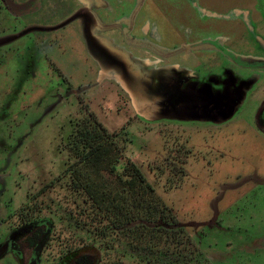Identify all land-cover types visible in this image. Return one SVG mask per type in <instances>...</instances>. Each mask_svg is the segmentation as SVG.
I'll return each mask as SVG.
<instances>
[{
  "label": "rangeland",
  "instance_id": "rangeland-1",
  "mask_svg": "<svg viewBox=\"0 0 264 264\" xmlns=\"http://www.w3.org/2000/svg\"><path fill=\"white\" fill-rule=\"evenodd\" d=\"M71 3L78 5L76 0H40L37 9L28 6L17 16L13 2L0 0V37L10 39L31 27L0 48V243L11 240L0 264H60L68 251L90 243L87 230L92 218L100 217L83 188L88 187L85 181L121 189L125 183L119 174L128 158L187 225L186 236L181 233L178 241L185 244L190 238L188 246L201 250L209 264H264V110L257 117L258 131L257 103L241 99L240 82H226L230 67L221 63L212 69L196 52H179L186 37L209 34L210 28L199 25V15L214 9V37L243 33L252 25L260 41L253 40L251 30L252 42L239 47L264 56V0H104L108 9L99 10L103 21L131 24L130 35L138 43L148 41L149 33L156 43L159 34L171 41L165 51L178 52H171L169 62L155 50L152 58L146 51L131 52L117 36L109 44L117 48V60L110 49L101 59L92 58L78 38L84 34L81 18L67 29L50 30L73 15ZM141 5L134 20L130 13ZM165 22L174 31L158 34L157 25ZM71 30L77 39L68 46ZM244 38L240 43H246ZM106 59L110 66L104 74ZM176 65L194 71L192 82L170 83L179 72ZM234 67L240 78L256 76L257 71ZM72 120L128 133L115 138L111 155L101 163L86 165L69 142ZM45 217L54 221L53 228L35 256L16 238L33 228L26 222ZM70 218L82 227L70 226ZM162 236L155 240L161 248L171 240V235ZM21 247L25 260L18 256ZM92 254L99 259L96 251ZM108 255L100 264H145L122 260L115 252Z\"/></svg>",
  "mask_w": 264,
  "mask_h": 264
},
{
  "label": "trees",
  "instance_id": "trees-1",
  "mask_svg": "<svg viewBox=\"0 0 264 264\" xmlns=\"http://www.w3.org/2000/svg\"><path fill=\"white\" fill-rule=\"evenodd\" d=\"M72 122L69 142L74 145L79 160L85 164L91 163L92 166L111 155L110 149L121 132L125 135L128 133L122 130L111 132L96 121ZM119 180L125 183L121 189L94 183L90 179L85 181L88 187L83 188L89 193L92 208L100 218L94 217L91 220V228L87 230L90 243L68 251L61 258L60 264H100L104 253L110 257L114 252L121 255L119 258L122 260L139 259V262L145 264H209L201 250L188 246L193 244L190 238L185 244L183 240L178 241L177 237L181 233L186 236L187 225L176 218L172 207L156 196V188L133 160L128 158L124 172L119 174ZM69 221L70 226H81L76 219ZM53 222L49 217L29 220L26 223L33 228L17 237L16 242L27 243L32 252L37 253L35 256H40L42 248L49 240ZM116 234L128 237V240L122 239L123 237L121 240ZM157 235H171V240H166L165 246L161 248L155 241ZM146 236L148 238L144 243ZM182 243L184 248H180ZM94 251L99 256L98 260L92 254ZM20 252L19 258L24 256V252Z\"/></svg>",
  "mask_w": 264,
  "mask_h": 264
},
{
  "label": "crops",
  "instance_id": "crops-1",
  "mask_svg": "<svg viewBox=\"0 0 264 264\" xmlns=\"http://www.w3.org/2000/svg\"><path fill=\"white\" fill-rule=\"evenodd\" d=\"M71 10H73L72 8H70ZM216 10V9H215ZM189 12V10H188ZM208 13L205 12V14L203 15H199V25H202L203 28H210L211 30H209V34L205 31H200V33L198 32V35H190L188 37H186L184 39V43L182 45V49H180V53H185L184 55L190 54L191 52L197 54L196 58L198 57L206 66H209L210 68L214 69V64L215 65H221V63L226 64V66H229L230 68H227V72L226 74H229L231 77L228 78L229 75H227L226 78V82L227 83H238L240 85L243 86V96H241V99L243 98L244 100H246L247 98L250 99L251 101H255L257 103V109H256V114L254 115V119H256L255 121V125L256 128H258V115L260 113L261 108L264 107V67H260L258 65L252 64L251 62L253 60L255 61H263L264 60V56H257L255 54H252L251 52H245L244 50L240 49V44H242V46L244 44H248L249 42H252V38L250 37V31H255V29H251L252 25H250V28H247L243 33H238V34H234V35H227L225 32H223L222 34H218L217 36L214 37V26H216V24H214V9L213 10H209L207 11ZM193 13V12H191ZM208 14V15H207ZM205 15V16H204ZM181 20V19H180ZM237 22L240 21V19L235 20ZM201 26V27H202ZM255 27V25H253ZM196 28V26H195ZM157 29L160 30L158 32L162 33V31H164L165 35H167V32H172V29L174 31L173 25L172 24H168L167 22H165V24H163V26L161 27V25H157ZM190 29L192 30V28L187 29L188 32H190ZM200 26H199V30H200ZM202 30V29H201ZM115 32V30H110L107 31L106 34L109 35V37H112V34ZM245 32L247 33V38L245 39ZM256 32V33H255ZM255 35L252 36L253 40H257L260 41L259 39V35L262 36L261 34H259V32L255 31ZM72 35V30L70 31V33ZM133 34V33H132ZM148 34V32H147ZM150 33L148 34V41L146 42H141L138 43V41L131 37L129 38H124V36H119V44H121V46H124V48H126L127 50L131 51V52H136L138 50L141 51H146L147 55L149 58L154 57L153 55L150 54V52L155 53V52H159L161 56H163V58L169 62L172 59V56L174 53L178 52V50H175V48H171L168 51H165L166 46L170 47L172 45H170L171 41H168L167 43L164 41L163 37L159 34V39L157 41V43L153 40V37H150ZM76 37V34L72 35L70 40L69 38L66 39V43H73ZM108 37V36H107ZM78 38H80L82 40V43H84L88 50L90 51L89 53L87 52V54L89 56H91L93 58V56L95 57V59H99L98 57H96L92 51L91 48L89 46V43L86 42V40L84 39V37L79 36ZM154 38H156V36H154ZM244 38L246 40V43L241 42L240 43V39ZM255 38V39H254ZM106 39V38H105ZM108 39V38H107ZM106 39V40H107ZM264 39V36H263ZM105 40V43L107 44V41ZM111 40V39H110ZM114 40V39H113ZM211 40H214V43H211ZM113 42V41H112ZM154 42V43H153ZM175 42V41H174ZM63 43V42H62ZM104 43V45H105ZM153 44L155 46L152 47L154 48L153 50H155V52L147 45ZM215 43L218 44V48L216 47ZM146 44V45H144ZM85 46V48H86ZM151 46V45H150ZM113 51H111L110 56H112V59H117V51H116V47H112ZM109 49V48H108ZM107 49V51H108ZM120 50H122L121 48H119ZM86 50V49H85ZM197 50V51H194ZM207 51L206 54H202L204 56H199L200 55V51ZM106 51V52H107ZM176 51V52H174ZM174 52V53H171ZM91 53V54H90ZM93 55V56H92ZM237 58H244L242 64L234 62L232 59H234V57ZM181 58V57H180ZM214 59L218 60V61H214ZM224 61V62H223ZM201 62V64H202ZM168 64V63H167ZM181 65H183V63H181ZM176 65L175 67H180L178 69V74L175 75L173 78H170L169 81L171 82H181V77L183 75H188L189 73L194 74V71L188 69L187 67H181ZM170 66V65H168ZM235 66L236 68H248L255 72L256 76L255 77H250L248 79L246 78H240L239 76H237L236 74H234V72L231 70V68ZM234 67V68H235ZM59 68V67H58ZM152 68V67H151ZM153 69V68H152ZM163 70H165L166 73H168V75H170V69L169 67L164 68ZM152 74L154 73L153 70L150 71ZM102 73L105 74L104 71H102ZM238 85V86H240ZM245 85V88H244ZM247 85L249 86V91L250 94L248 95L246 92L247 90ZM255 86V88H253ZM214 103V102H213ZM258 131L259 128H258ZM264 131H261V133H263ZM260 133V132H259ZM264 134V133H263Z\"/></svg>",
  "mask_w": 264,
  "mask_h": 264
},
{
  "label": "flooded vegetation",
  "instance_id": "flooded-vegetation-1",
  "mask_svg": "<svg viewBox=\"0 0 264 264\" xmlns=\"http://www.w3.org/2000/svg\"><path fill=\"white\" fill-rule=\"evenodd\" d=\"M7 1L13 2L15 7H17L15 10V13L17 16L23 14L24 12H27L28 6H32L35 9H37V7L40 3V0H31V2H34V3H30V0H24L23 4L21 3V0H7ZM76 2L78 4L76 6L77 8L75 7V4L71 3V8L73 9V10H71V14H73V15L71 17H68V18L66 16L65 18H67V19L64 18V20H62L59 24H57V26L51 27L50 28L51 31H58V30H61L63 28L67 29V28H69V25L72 22V20H74L76 18H81L83 21V28H84V34L82 35V37H84L86 42L89 43V46L91 48L92 53L96 57H98L99 59H101V56L103 55L102 52L104 51V49H106V51H107V49L109 48L110 51L114 52L113 49H111V47L109 46V44H111V42L115 40L114 36H117V38H118L119 35H121L122 37L124 36V38H129L130 34H132L131 31H132L133 27L131 26V24L126 25V24H124L122 22H118V21L108 22V23L103 21V18H102L101 13H100L101 11H99V10L101 9V10L106 11L108 9V8H106L107 5L104 3V0H76ZM141 8H142V5L137 7L136 11L134 10L133 13L132 12L130 13L131 14L130 17L133 18L134 20L135 19L137 20V17L140 14ZM75 9H77V10L75 11ZM33 28H35V27H33ZM29 29H31V27ZM29 29L26 30L27 33L29 32ZM39 30H41V29H39ZM110 30H115V32L112 34V37L114 40L111 37H109V35L106 34V32L110 31ZM23 32L24 31L20 30L19 32H17V34H14L15 36L10 35V37L14 38L13 40L19 39V37H22L21 35L25 36L27 34V33L23 34ZM68 36L70 39L71 34H68ZM5 38H7V37H5V36L0 37V48H1V46H3L6 43L7 40L11 39V38L10 39H5ZM105 38L106 39L108 38V39L106 40ZM110 39H111V41H110ZM105 40L107 41V44L105 43ZM104 43H105V45H104ZM211 43H214V40H211ZM144 45H146V44H144ZM147 45L153 50V48L149 44H147ZM215 45L217 48L219 47L217 43H215ZM112 47H114V46H112ZM233 57H234V59H232V60L234 62H237L240 64L244 63L243 62L245 60L244 58H241V57L237 58L235 56H233ZM107 60L108 59H106V61H104L103 65H102V71H104L105 73H107V68L110 66L107 64L108 63ZM115 60H117V59H115ZM251 63L258 65L260 67H264V60L263 61L253 60ZM193 77H194V74H191V73H189L188 75H183L181 77L180 84L185 85L188 82H192ZM263 110H264V107L261 108V111H263ZM6 243L8 244V249L5 253H7L10 250L9 249L10 243H11L10 238H8V239H6L0 243V249ZM20 245H22V244H20ZM21 250L23 251L22 247H21ZM41 253H42V251H41ZM23 254H24V256L21 257V260H25V258H26L25 253H23ZM31 256H32V254H31Z\"/></svg>",
  "mask_w": 264,
  "mask_h": 264
},
{
  "label": "water",
  "instance_id": "water-1",
  "mask_svg": "<svg viewBox=\"0 0 264 264\" xmlns=\"http://www.w3.org/2000/svg\"><path fill=\"white\" fill-rule=\"evenodd\" d=\"M8 249V244L6 243L1 249H0V258L2 255L7 251Z\"/></svg>",
  "mask_w": 264,
  "mask_h": 264
}]
</instances>
